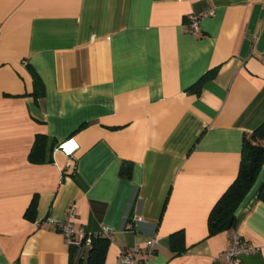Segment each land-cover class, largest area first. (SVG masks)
<instances>
[{
    "label": "crops",
    "instance_id": "1",
    "mask_svg": "<svg viewBox=\"0 0 264 264\" xmlns=\"http://www.w3.org/2000/svg\"><path fill=\"white\" fill-rule=\"evenodd\" d=\"M263 122V0H0V264H85L45 222L72 203L103 264L150 237L138 264H218L208 216ZM263 179L235 211L242 264H264Z\"/></svg>",
    "mask_w": 264,
    "mask_h": 264
},
{
    "label": "trees",
    "instance_id": "2",
    "mask_svg": "<svg viewBox=\"0 0 264 264\" xmlns=\"http://www.w3.org/2000/svg\"><path fill=\"white\" fill-rule=\"evenodd\" d=\"M35 87L41 84L39 77L34 72ZM45 142L44 136H38L33 144L29 158L33 162L43 161L42 151ZM50 160V159H48ZM264 163V122L255 130L245 133L242 139L241 162L238 173L233 182L216 201L208 216V235L229 230L237 225L235 211L255 181ZM258 198L264 202V179L261 183ZM35 202L32 201L27 212L32 211ZM179 235L181 231L172 234L171 238ZM108 239L99 236L92 240L87 250L85 264H103Z\"/></svg>",
    "mask_w": 264,
    "mask_h": 264
},
{
    "label": "built area",
    "instance_id": "3",
    "mask_svg": "<svg viewBox=\"0 0 264 264\" xmlns=\"http://www.w3.org/2000/svg\"><path fill=\"white\" fill-rule=\"evenodd\" d=\"M264 4V0H263ZM207 11L205 14H208ZM198 19L197 15L190 14L188 16L189 31L195 33L198 30ZM65 143L60 144L62 150L65 153H69L70 149L64 146ZM76 207L72 203L69 205L66 211V218L64 220H56L52 217H47L45 222L60 232L67 244L71 247H84L89 248L92 244V240L96 237L103 236L107 239L110 238L107 229L104 227L100 232L86 233L83 230L75 227ZM141 217H137L136 221H141ZM236 227V226H235ZM235 227L229 229V243L225 251L220 256L218 264H242L240 261L241 255H248L255 251V246L242 240L239 234L236 232ZM157 238H148L143 247L133 245L122 249L119 256L118 262L120 264H138L140 258L138 257L141 253H144L145 258L150 257L156 248ZM144 258V259H145Z\"/></svg>",
    "mask_w": 264,
    "mask_h": 264
}]
</instances>
